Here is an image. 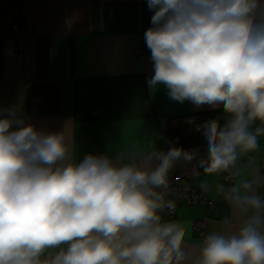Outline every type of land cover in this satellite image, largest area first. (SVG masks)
Masks as SVG:
<instances>
[{"label": "clouds", "instance_id": "1", "mask_svg": "<svg viewBox=\"0 0 264 264\" xmlns=\"http://www.w3.org/2000/svg\"><path fill=\"white\" fill-rule=\"evenodd\" d=\"M144 33L154 74L178 103L227 114L197 126L206 174L240 177L216 191L239 218L182 248L184 227L162 219L169 172L194 152L171 147L136 156H73L72 132L38 129L17 103L0 106V264H264V175H243V157L264 136V0H147ZM258 122V123H257ZM127 159V162L125 160ZM251 168V163L243 165ZM207 190V185L202 184Z\"/></svg>", "mask_w": 264, "mask_h": 264}, {"label": "crops", "instance_id": "2", "mask_svg": "<svg viewBox=\"0 0 264 264\" xmlns=\"http://www.w3.org/2000/svg\"><path fill=\"white\" fill-rule=\"evenodd\" d=\"M16 5L24 12L14 32L21 37V48L0 37V106L17 103L24 93V110L38 129L59 132L69 123L74 159L108 153L139 160L158 149L166 151V123L195 114L214 111L224 124L222 107L175 102L164 85L150 90L154 68L144 33L152 27L154 13L147 0H16ZM259 143V150L238 164L245 176L253 170L264 175V136ZM206 146L183 148L194 152V158L177 163L169 178H180L215 206L179 201L173 217L162 216L184 227L182 248L190 258L199 254L206 234L221 229L225 217L239 225L237 213L216 191L217 185L226 187V173L204 171L209 164ZM249 162L251 168L244 169ZM256 191L264 198V184Z\"/></svg>", "mask_w": 264, "mask_h": 264}, {"label": "built area", "instance_id": "3", "mask_svg": "<svg viewBox=\"0 0 264 264\" xmlns=\"http://www.w3.org/2000/svg\"><path fill=\"white\" fill-rule=\"evenodd\" d=\"M16 5V0H0V37L10 38L15 42L17 50L21 48V37L14 34L19 29L18 19L23 15ZM226 187L235 184V177H230L229 173L225 176ZM165 200L172 202L171 208H165L162 216L173 217L179 201H185L192 205H206L210 208L215 206V201L199 190L186 185L180 178H169L168 188L165 192Z\"/></svg>", "mask_w": 264, "mask_h": 264}, {"label": "trees", "instance_id": "4", "mask_svg": "<svg viewBox=\"0 0 264 264\" xmlns=\"http://www.w3.org/2000/svg\"><path fill=\"white\" fill-rule=\"evenodd\" d=\"M211 119H219L216 112H204L192 115L188 118H180L178 120L167 122L166 128L169 139V148L173 146L186 148L207 142L202 131L197 130V126L202 125L205 121Z\"/></svg>", "mask_w": 264, "mask_h": 264}]
</instances>
